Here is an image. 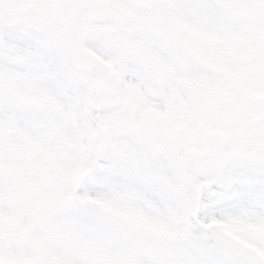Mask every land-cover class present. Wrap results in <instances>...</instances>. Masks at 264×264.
<instances>
[{
  "label": "rangeland",
  "instance_id": "rangeland-1",
  "mask_svg": "<svg viewBox=\"0 0 264 264\" xmlns=\"http://www.w3.org/2000/svg\"><path fill=\"white\" fill-rule=\"evenodd\" d=\"M41 2L0 0V23L11 25L14 17L21 24L33 22L38 14L28 9H38ZM210 2L212 19L225 17L227 30L235 35L236 17L231 22L217 7L220 0ZM12 3L19 12L8 11ZM242 5L239 30L263 49L264 0H242ZM19 31L21 36L24 28ZM230 33L226 58L214 49L196 55L220 74L210 81L208 72L196 66L164 68L163 77H153L149 65L144 79L138 56L125 68L111 54L109 96L93 87L86 91L77 80L66 87L60 83L61 101L83 94L81 99L93 108L86 111L81 100L74 103L72 109L84 114L81 132L69 122L72 132L55 135L63 143L66 139L68 147L77 140L76 157H59L64 144L36 145L29 129L31 110L21 104L12 121L0 89V129L13 133L8 147L0 148L2 157L12 160L5 151L16 143L19 154V186L13 188L18 192L11 193L1 181L6 189L4 194L0 189V264H29L32 244L26 226L42 218L48 220L45 248L60 264H264V157L256 160L253 149L235 151L246 125L263 118L264 79L245 51L241 74L235 68L240 62L231 66L236 43ZM3 58L0 51V63ZM59 73L0 66V87L15 80L22 93L54 89L52 79ZM200 81L220 86L222 97L211 100L196 88L194 98L188 84ZM135 103L141 110L132 115L129 108ZM150 110L155 124L150 115L144 118ZM217 130L227 132V140L220 141ZM72 182L78 190L74 198L68 192Z\"/></svg>",
  "mask_w": 264,
  "mask_h": 264
},
{
  "label": "flooded vegetation",
  "instance_id": "flooded-vegetation-1",
  "mask_svg": "<svg viewBox=\"0 0 264 264\" xmlns=\"http://www.w3.org/2000/svg\"><path fill=\"white\" fill-rule=\"evenodd\" d=\"M220 1L217 7L226 13L231 22H234L231 18L235 16V26L240 29L242 0ZM8 11L17 13L20 9L12 3ZM132 11H138L139 15L131 14ZM28 12L38 14L31 23L21 24L15 17L11 25L7 24L9 21L0 23V28L7 30L0 32V35L4 34V37L0 38L4 39L0 50L4 58L0 66L16 70L19 66L27 65V68L32 70L45 69L60 73L52 79L56 80L53 82L54 89H32L22 93L21 98H15L16 92L19 91L17 81L1 84V91L8 98L4 106L5 115L13 121L19 115L21 104L30 108L29 129L36 145L41 147L40 144L43 143L49 149L48 143L52 142L58 146L64 144L65 147L60 152L63 156H59L63 159L78 155V142L76 140L74 145L68 147L66 139L63 143L55 135L57 131H61L66 136L70 130L69 122L74 126V131L79 128L81 132L84 114L78 108L72 109L74 103L82 101L83 94L61 101L58 97L62 92L60 83L66 87L77 80L86 91L93 87V90H101L103 97L109 96L113 91V74L108 57L111 54H116L119 63L124 64L125 68H130L132 57L138 56L144 79L148 78L149 65L153 77H163L164 72L161 71H165L164 68L166 71H178L196 66L208 72L207 81H210L213 74H220L213 73L204 63L199 62L196 55L205 54L206 51L211 53L212 49L218 51L221 58H226L228 53L227 38L230 31L226 27L227 19H212L210 0H42L38 9H28ZM19 28H24L21 36ZM26 33L28 36H25ZM233 36L236 48L235 52L231 53L234 54V59H230V64L232 66L240 62L241 66L235 65L239 73L244 51L237 47L238 35ZM20 49H23V52ZM252 51L253 49L248 54L249 61L257 62L259 76L264 79V51L259 50V53L251 54ZM219 63L222 65L223 62ZM215 64L219 65L217 62ZM191 82L194 83L193 80ZM232 84L237 91H243L241 84L234 81ZM147 86L145 85V88ZM196 88L199 91L204 89L205 96H209L211 100H218L223 95L220 86L200 81L197 86L188 84V91L192 92L194 98ZM34 95L43 102L42 107L28 103V99ZM146 96L148 100V93ZM12 99L14 102H11ZM63 103H66V106ZM139 107L141 108V104ZM67 113L69 114L66 115ZM147 115H150L151 123L155 124L153 111H148L144 118ZM12 137V132L0 129V148L4 143L8 147ZM17 146L18 143L10 152L8 149L5 151L12 160H3V151L0 150V189L3 194L6 189L3 183L8 184L11 193L18 192V189H13L19 186ZM260 147L261 144L258 150Z\"/></svg>",
  "mask_w": 264,
  "mask_h": 264
},
{
  "label": "water",
  "instance_id": "water-1",
  "mask_svg": "<svg viewBox=\"0 0 264 264\" xmlns=\"http://www.w3.org/2000/svg\"><path fill=\"white\" fill-rule=\"evenodd\" d=\"M136 107H132V112L136 111ZM217 137L220 140H225L227 138V133L218 131ZM47 222L43 219V222H31L27 226V234L33 243V257L30 264H55L52 262L48 254L45 252V232L43 228V223Z\"/></svg>",
  "mask_w": 264,
  "mask_h": 264
},
{
  "label": "trees",
  "instance_id": "trees-1",
  "mask_svg": "<svg viewBox=\"0 0 264 264\" xmlns=\"http://www.w3.org/2000/svg\"><path fill=\"white\" fill-rule=\"evenodd\" d=\"M259 119H254L252 121H254L255 125L252 124V125H246V135H247V138H255V134L256 133H260V134H264V121H262L261 123H258ZM237 148L235 149V151H239V148L244 146L242 142H239L237 143ZM243 150H244V147H243Z\"/></svg>",
  "mask_w": 264,
  "mask_h": 264
}]
</instances>
